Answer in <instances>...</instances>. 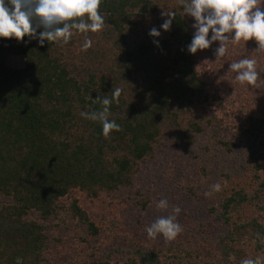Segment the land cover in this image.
<instances>
[{"label": "trees", "instance_id": "obj_1", "mask_svg": "<svg viewBox=\"0 0 264 264\" xmlns=\"http://www.w3.org/2000/svg\"><path fill=\"white\" fill-rule=\"evenodd\" d=\"M76 1L0 0V264L264 263V114L248 109L264 104V0H228L244 38L209 78L182 14L199 0H178L166 35L134 41L155 0ZM99 23L122 58L79 80L57 38ZM205 136L215 145L206 157L213 146L193 147ZM220 151L249 166L251 190L221 169L217 182L233 186L219 196L212 183L210 199L194 167L221 165ZM102 195L129 208L127 220L110 215L120 235L105 248L82 203Z\"/></svg>", "mask_w": 264, "mask_h": 264}, {"label": "rangeland", "instance_id": "obj_2", "mask_svg": "<svg viewBox=\"0 0 264 264\" xmlns=\"http://www.w3.org/2000/svg\"><path fill=\"white\" fill-rule=\"evenodd\" d=\"M66 1L77 3L76 0ZM228 3V0H199L198 10L183 11L182 13L192 27L198 45V66L203 76L206 78H209L211 73H213V68L216 67L217 62H219L226 53L232 50H234V52L239 51V41H242L244 38V35L241 34L242 31L239 29L242 22L241 17L238 15L237 18L236 7L228 5ZM155 4L157 6L156 13L135 19L137 26L133 29L135 35L132 41H134L135 38L141 39L149 36L156 37L166 35L167 19L172 13V9L177 8L179 1L155 0ZM235 17L238 20H233ZM8 24L9 18L0 12V31L4 32ZM26 31L28 35L32 37H44V34H38L37 27H34L33 25L28 26ZM110 31L111 27L107 24H90L89 26L84 27L82 32L77 35L70 37L63 35L60 38H57V52L62 56L71 74L75 78L84 80V78H87L90 74L107 75L113 70V67L118 64L119 60L122 58V53L120 50L118 51L116 49L115 38L110 36ZM12 62L18 69H22L26 66V58L23 55L13 57ZM257 101V99H252L248 109L256 108V112L260 111V113L264 114V110L259 109V105L264 106L263 101ZM169 142L168 139L163 141L164 144ZM199 142V144L193 146L197 153L203 154L201 143L203 145L207 143L210 147L213 146V141H209L206 136L202 137ZM214 148L215 145L213 146V149L210 148L208 152L204 151V156L206 157L207 155L209 156L212 154ZM219 153L222 156L219 158L222 161L221 165H219L220 163H217L219 166H217V164H211L214 168H206L204 171H201V167H194L195 176L207 186L206 188H208L210 199L213 198L214 191H216L219 196L226 194L227 191L232 188V184L238 182V178L241 175L245 176V180H247L246 185H248V189L251 190L254 181L251 178L249 166L246 165L245 162H242V159L238 157L233 158V163L232 157L225 151H220ZM193 160L191 159V161ZM207 163L210 164L209 162ZM221 169L237 173L233 176L232 184L228 181L223 185V181L217 182L221 177V174L219 173V170ZM246 175H248V177H246ZM245 180L242 179L241 183L238 182V184L244 185L242 181ZM215 182L222 186L211 192V184ZM120 198L122 197L118 196L117 200L119 201ZM201 200H206V197L201 198ZM82 203L89 216L97 223L101 230V247L105 248L107 244L115 242L120 233L117 234L115 232L113 224L109 221V217L114 214L116 218H121L119 221L127 220V214L129 212L126 213L124 209L129 210V208H126L121 204L118 205L115 198L110 196L106 197L104 195L94 200L84 199ZM111 206H116L117 209L114 210L110 208ZM136 212L138 211H130V216H133ZM61 215H64L63 212H61ZM117 223L123 224L122 222ZM111 235L116 236V239L114 240ZM248 235L250 236V234ZM243 261L244 264H249L251 260L245 259ZM253 263L258 264L256 262Z\"/></svg>", "mask_w": 264, "mask_h": 264}]
</instances>
